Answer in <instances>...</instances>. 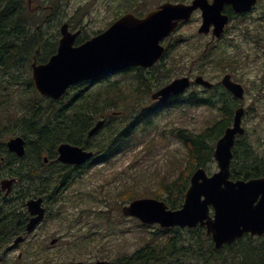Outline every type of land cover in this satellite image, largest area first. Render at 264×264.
Masks as SVG:
<instances>
[{"label":"trees","instance_id":"16d2710c","mask_svg":"<svg viewBox=\"0 0 264 264\" xmlns=\"http://www.w3.org/2000/svg\"><path fill=\"white\" fill-rule=\"evenodd\" d=\"M60 1L40 0L38 8L37 5H29L27 0H0V90L6 93L10 84H21L20 86L24 85L26 89V94L19 96L14 102L11 101L13 96L9 99L7 93L6 98H0V111L3 112L0 114V130L7 135H23L27 145H32L34 157L38 158L42 150L55 148L60 142L86 143L84 140L87 139L89 129L98 119L105 118L100 130L88 139V147L96 152L98 159H106L109 155L128 148L130 141L137 134L136 130L142 125H150L151 118L157 116L162 107L167 106L166 103L176 102L177 99L149 105L144 97L150 92L155 81L158 86L164 84L162 80L159 81L164 73L160 64L154 66L156 71L152 72L153 75H147L139 67L122 70L118 79L106 82L105 87L109 91L106 98L102 97L100 85L89 84L70 88L58 102L37 95L31 80L30 63L34 59L37 62H45L56 51L59 37L57 27L63 22L62 16L66 7L65 4L60 5ZM139 2L140 0L119 1L115 19L129 11L142 16ZM67 22L70 26H75L69 20ZM79 27L83 29V33L76 39L78 44L100 31L88 34L84 33L83 26ZM9 73L12 75H8ZM6 94H0V97ZM177 103L180 105L178 100ZM16 104L19 110L16 109ZM119 110L120 114L110 113ZM5 114H10L11 119L7 120ZM229 123L230 121L226 120L215 121L200 131L176 129L178 138L188 150L189 169L186 172L180 170L172 180L161 179L157 189L146 192L145 195L164 200L171 209L179 208L193 169L198 166L211 169L215 140ZM6 140L7 136L0 135V157H4L0 160L2 164H6L5 167L9 168L11 174L17 175L19 181L45 177L65 179L72 176L70 167L66 169L63 165L56 171L45 170L48 166L43 168L40 162L35 163L33 167L22 168L21 158L6 149ZM237 144L240 150L234 149L230 177L248 179L264 175L262 158L247 138L239 139ZM18 162V166L10 168ZM82 173L79 170L77 175ZM119 193L126 201L142 196L141 193L127 188ZM140 226L149 227L143 224ZM149 234L150 236L141 237L142 245L131 255L124 256L117 262L217 264L219 260L225 263L224 258H218L219 252L224 249L232 254L231 264H264V237L245 234L232 244L215 250L210 236L205 233V228L200 226L191 229L156 228ZM164 234L166 236L163 237Z\"/></svg>","mask_w":264,"mask_h":264},{"label":"rangeland","instance_id":"374dc122","mask_svg":"<svg viewBox=\"0 0 264 264\" xmlns=\"http://www.w3.org/2000/svg\"><path fill=\"white\" fill-rule=\"evenodd\" d=\"M119 1L121 2V0H61L60 5H66L62 21L67 22L69 20L75 25L74 27L69 25L70 29L76 30L79 28L81 29V33H83V29L79 26H83L84 33L88 34L104 30L115 19ZM165 1L189 2L190 0H140L139 5L141 11L145 14ZM38 4H40V0L33 1V5ZM263 11L264 0H259L251 16L234 19L231 23L227 38L235 39H225L220 43H214V45H218V48L215 47L214 49L216 56L204 58L205 60L203 59L198 62L200 66L204 61L202 65L204 68L201 69V73L211 82L219 80L225 72L232 71L236 79L240 78L246 84L249 91L247 98L248 105L251 104V108L244 120L246 127L244 137L247 138L261 158L264 157V87L256 92L255 89H252V80L263 76L261 71L264 70V67L262 66L260 53L264 47V36L261 37L260 33L252 32L251 37L246 40L245 27L252 26L253 22H258L257 18ZM262 24L264 25V21ZM197 27L198 22L195 24L193 20L183 27L180 32L182 38H177L180 39L179 42L174 41V47L165 58V62L159 63L161 65L160 69L164 72L162 74L163 77L159 81L162 80L165 83L179 76L190 65L189 62L193 60L195 55H203V47L207 44L209 38L198 35L196 33ZM236 43H240L242 47L248 48L250 51L244 52L249 55L241 58L240 52H236L235 47H229V45ZM233 55L238 56V61L242 62L234 70L229 69L226 63L227 56ZM218 56L221 57V60H225V62L218 64ZM185 61H187L186 68H184ZM153 71H156V68L150 74ZM166 71L168 72L167 75L165 74ZM8 75L12 74L9 73ZM119 77L114 76L111 79L116 80ZM20 85L10 84L8 87L6 93L9 99L13 96L11 98L12 102L19 96L26 94L25 86ZM100 86L102 97H107L109 93L108 88L105 85L104 87ZM157 87L159 86L155 81L150 92L144 95L147 103L150 102V94L158 89ZM6 93L0 90V94L4 95ZM7 94L0 98H6ZM16 109H20L17 104ZM215 109L200 105L190 107L177 105L164 108L157 116L151 118L150 125H142L136 130L137 134L130 141L131 143L128 148L118 154L109 155L103 163L89 166L82 174L77 175L78 171L72 170L75 173V186L63 192V201L65 202L62 208L65 207L64 209L68 211L65 215L70 214L68 219L71 218L72 221L74 219L78 220V223L73 227L72 233H74L67 234V238L64 241H74L77 244H83L85 242L84 237L88 239V235L91 233L89 243L91 245L90 255L92 260L105 258L106 260L118 261V259H122L124 256L131 255L142 245L143 241L141 237L150 236L149 233L154 228H144L137 225L135 220L129 217H122L120 207L122 204H126L127 201L124 200L123 196H120L119 192L127 188L141 193L142 196H147L145 195L146 192H153L157 189L161 179L172 180L179 174L180 170L186 172L189 169L187 167L189 164L188 150L178 138L176 129L187 128L191 131H200L206 126L211 125L215 118H217ZM2 113L0 111V114ZM5 117L7 120L11 119L10 114H5ZM0 132V135L7 136V140L14 135H21L16 133L7 135L1 130ZM29 147V157H33L32 145ZM51 150H42V153L48 152L51 155ZM16 166L18 164L14 163L12 168ZM58 167L52 162L45 170L56 171ZM210 167V170L216 169L215 160L210 162ZM0 172L2 173L0 179L5 176L8 177L11 174L8 169H2ZM12 175L15 176L16 174L12 173ZM17 187L21 188V185L17 184ZM30 193L35 194L34 191H30ZM65 215L63 214L62 218ZM54 227L60 228V225L52 224L47 229L48 233L45 234L46 240L55 236L56 230ZM74 253L75 251L73 250H65L60 254L62 257L60 263L54 262L53 264H65L72 258ZM218 258H224L226 264H231L233 257L230 251L223 249L219 252ZM236 259H239L238 255ZM222 263L225 264L224 262ZM222 263L219 260L217 264ZM35 264L44 263L41 260H36Z\"/></svg>","mask_w":264,"mask_h":264},{"label":"water","instance_id":"95a60500","mask_svg":"<svg viewBox=\"0 0 264 264\" xmlns=\"http://www.w3.org/2000/svg\"><path fill=\"white\" fill-rule=\"evenodd\" d=\"M255 2L256 0H212L211 3L208 0H192L189 4L164 2L142 17L131 12L121 15L107 29L79 45H74V42L80 31L71 32L64 22L60 26L61 37L56 52L45 63H36L34 60L30 64L34 88L40 95L56 100L68 86L78 81L132 65L149 67L163 53L164 46L160 40L173 30L178 21L187 19L196 8L202 10L203 24L200 31L206 30L213 23L214 30L218 33L227 22V15L221 12L225 3H230L235 11L241 12L250 9ZM195 81L205 87L212 85L202 77H197ZM189 83L187 77L175 78L153 92L151 97L164 100L171 94L181 92ZM222 83L240 96L241 87L233 83L228 75L223 77ZM240 111H236L234 122L225 128L216 141L213 157L217 170L207 174L204 167H197L192 172L180 208L168 209L164 201L144 197L124 205L122 214L134 216L144 224L158 223L161 227L204 226L216 250L233 243L245 233L263 236L264 177L247 180L229 178L231 148L236 134L244 131L240 123ZM102 123L103 120L97 121L88 131V136L94 134ZM7 146L18 156L24 154V140L21 136L10 138ZM58 153V159L67 164H82L92 156V152L68 142L58 146ZM12 181L13 179L7 182ZM39 218L40 215L35 220ZM95 264L117 263L97 261Z\"/></svg>","mask_w":264,"mask_h":264},{"label":"flooded vegetation","instance_id":"af4514ba","mask_svg":"<svg viewBox=\"0 0 264 264\" xmlns=\"http://www.w3.org/2000/svg\"><path fill=\"white\" fill-rule=\"evenodd\" d=\"M256 6L257 4L251 7L245 13H242L234 11L230 4H224L222 13L227 15L228 22L218 33H216L214 30L215 27L213 23H211L206 30L200 31L202 24V12L200 10H195L188 19L180 21L176 28L165 37V47L167 48V53L160 62H165V58L168 56L170 50L174 47V41L179 42L180 39L177 38H182L180 33L181 30L192 20L195 21V24L198 22L196 33L200 36L209 38L207 44L203 47L204 56L195 55L193 60L189 62L190 65H188L187 68V61H185L184 68L186 69H184L179 74V76L174 77H187L190 83L186 88H184L179 93L169 95L163 101L150 99V102L148 103L149 105H154L158 103H165L168 100L175 101L177 99L180 102V106L184 105L190 107L200 105L209 107L211 109L216 108L215 110L217 112V118H215L213 123L220 120L230 121L226 127L232 125L234 122L235 113L238 109H240V123L244 131L243 133H237L235 136V142L232 147L233 154L234 149H238V151L240 150V146L237 143L239 142V139L244 138L246 131L244 120L251 108V104L248 105L247 98L249 96V91L246 87V84L240 78H237V80L234 77V72L232 71L225 72L216 82L210 81L212 83L210 87H205L202 84L197 83L195 80L197 77L205 78L201 73V69L204 68V66L202 67L204 61L203 64L200 65L201 67L199 66L198 62L204 58L207 59L211 58V56H216L214 49L215 47L218 48V45H214V43H220L225 39L234 40L235 38H227L229 36L228 31L231 23L234 21V19H242L247 16H251ZM261 13L262 14L257 18L258 22H253L252 26L245 27L246 40L247 38L251 37L252 32L260 33L261 37L264 36V25L262 24L264 21V11ZM75 44L78 43L75 42ZM229 47H235L236 52H240L239 55L241 58L249 55L244 51L250 50L246 47H242V44L240 43L229 45ZM260 55L262 57V66L264 67V47L261 49ZM217 58L219 59H216L218 64L225 62V60H221L220 56ZM226 63L228 64L229 69L232 70H234L236 66L242 64V62L238 61V56L235 55L227 56ZM152 70L153 67H147L143 69L144 73L148 75H150ZM261 73L263 76H260L259 79L252 80V89H255L256 92L264 87V70L261 71ZM121 74V71L112 74H105L103 76L96 77L92 81L96 80L95 83H101L104 87V85L106 86V82L108 80H111V78L114 76H120ZM225 75H228L229 79L233 83H236L241 87L240 96L235 95L232 90L228 89L222 83V79ZM92 81L86 82L88 84H95L92 83ZM79 84H84V82ZM177 100L176 102L166 103V105L175 104L177 103ZM88 137L90 136L87 135V139L84 140L86 143L80 142L77 144L73 142L71 144L78 145L87 151H93L92 148L88 147L90 140ZM24 146L25 153L21 157L22 168L31 166L33 167V165L38 162H40L42 167H49V165L53 162L57 166L63 165L66 168L70 167L71 170H76V168H80L79 170H81V167L86 166L88 163L99 160L97 156H94L81 165L66 164L62 163L58 159V146L52 148L51 155L48 154V152H45V154L41 152L42 154L40 153L38 158H35L34 156L29 157L30 147L27 145L26 140ZM262 162L264 165V157H262ZM25 163L27 164L26 166ZM17 164H19V162ZM5 165L6 164L3 163L0 166V171L2 169L7 170ZM10 168L12 169V167ZM0 176H2L1 172ZM9 178H12L11 174L9 177L5 176L0 179V264H35L36 260H41L44 264H53L54 262L60 263L62 260L60 254H62L67 249L73 250L75 253L65 264H95L97 261H107L105 258H96L94 260L91 259V245L89 243L91 239V233H89L88 239L84 237L85 242L83 244H77L74 241H64L67 238V234L74 233H72L73 227L78 223V220L74 219L72 221L71 218L68 219L70 214L65 215V213L68 211L64 209L65 207L62 208L65 202L63 201V192L67 191L70 187L75 186V173L72 172V176L65 179H50L45 177L41 179L36 178L7 182L8 180H11ZM17 184H20L21 188H18ZM30 191H34L35 194L30 193ZM32 200L38 201V203L33 202ZM63 214L65 215L64 218H62ZM39 215L40 218L35 220V218H37ZM130 219L134 220L135 218L131 217ZM32 220L35 221L31 222ZM52 224H59L60 228L54 227L56 230L55 236H52L49 240H46L47 238L45 234L48 233L47 229Z\"/></svg>","mask_w":264,"mask_h":264}]
</instances>
